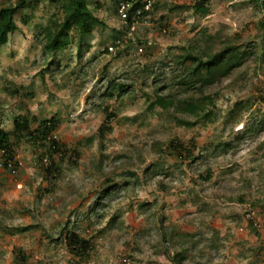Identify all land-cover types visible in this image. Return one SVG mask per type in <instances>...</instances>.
I'll list each match as a JSON object with an SVG mask.
<instances>
[{
	"label": "clouds",
	"instance_id": "obj_1",
	"mask_svg": "<svg viewBox=\"0 0 264 264\" xmlns=\"http://www.w3.org/2000/svg\"><path fill=\"white\" fill-rule=\"evenodd\" d=\"M0 264H264V0H0Z\"/></svg>",
	"mask_w": 264,
	"mask_h": 264
}]
</instances>
